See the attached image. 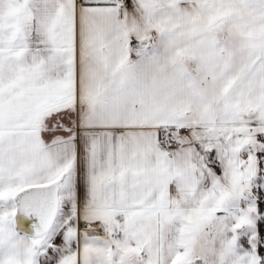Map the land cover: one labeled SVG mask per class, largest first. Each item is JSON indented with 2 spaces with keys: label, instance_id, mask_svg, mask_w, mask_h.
<instances>
[{
  "label": "snow or ice",
  "instance_id": "obj_1",
  "mask_svg": "<svg viewBox=\"0 0 264 264\" xmlns=\"http://www.w3.org/2000/svg\"><path fill=\"white\" fill-rule=\"evenodd\" d=\"M0 264H264V0H0Z\"/></svg>",
  "mask_w": 264,
  "mask_h": 264
}]
</instances>
